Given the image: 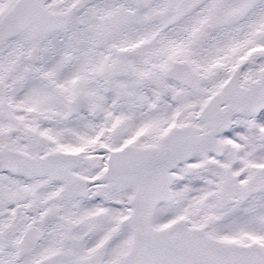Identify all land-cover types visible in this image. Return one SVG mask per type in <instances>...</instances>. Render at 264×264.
<instances>
[{
	"label": "snow or ice",
	"instance_id": "obj_1",
	"mask_svg": "<svg viewBox=\"0 0 264 264\" xmlns=\"http://www.w3.org/2000/svg\"><path fill=\"white\" fill-rule=\"evenodd\" d=\"M0 264H264V0H0Z\"/></svg>",
	"mask_w": 264,
	"mask_h": 264
}]
</instances>
